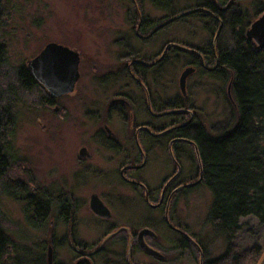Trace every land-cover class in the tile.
<instances>
[{
  "label": "flooded vegetation",
  "instance_id": "af4514ba",
  "mask_svg": "<svg viewBox=\"0 0 264 264\" xmlns=\"http://www.w3.org/2000/svg\"><path fill=\"white\" fill-rule=\"evenodd\" d=\"M125 1L134 8V38L146 47L153 46L157 34L166 28L154 32L156 27L169 18L155 23L142 15L143 0ZM191 1L184 12L196 11L184 19L209 21L207 32L213 36L220 23L227 25L228 17L241 15L233 10L239 0ZM128 15L129 23V11ZM248 43L257 54L264 51L257 52L255 44ZM172 44L167 41L152 54L143 55L125 41L118 49V61L122 62L116 72L110 71L104 80L95 77L103 92L84 100L76 93L82 78L79 52V78L69 93H54L27 62L24 70L41 90L40 101L46 111L53 110L66 123L72 118L66 115L67 100L78 95L87 124L75 123L76 128L69 124L75 132L70 146L57 142V172L35 181L29 165L24 168L25 181L8 180L9 189L20 191L22 198L15 199L16 194L6 190L1 194L23 202L24 220L23 225L6 232L0 213V264L217 262L219 256L211 255L201 232L194 231L189 218L178 210L189 205L196 189L206 187L204 172L200 183L193 185L201 174L194 151L198 147L188 137L205 125L185 93L166 100L152 89L155 73L179 57L194 74L213 77L219 71V44L212 38L204 48L184 51L168 48ZM166 119L169 121H162ZM159 152L166 154L167 162L159 176H148L152 158ZM15 162L12 160L11 170Z\"/></svg>",
  "mask_w": 264,
  "mask_h": 264
},
{
  "label": "rangeland",
  "instance_id": "374dc122",
  "mask_svg": "<svg viewBox=\"0 0 264 264\" xmlns=\"http://www.w3.org/2000/svg\"><path fill=\"white\" fill-rule=\"evenodd\" d=\"M0 4L3 9L0 41L6 51L3 68L5 84L9 82L17 88L14 76L16 72L26 68L27 62L35 59L48 44L55 43L80 53L82 78L77 85L76 93L79 92L83 100L103 92L95 77L104 80L110 71L116 72L122 62V60L118 61L120 52L118 49L120 45L125 44V41L130 49H137L143 51V55H150L167 41L186 48H204L211 44L212 38H215V35L207 32L208 27H211L209 21L194 18L180 19L160 31L154 39L153 46L146 47L142 41L133 36L134 8L125 0H1ZM190 4H192L191 0H143L141 9L144 17L155 23H162L166 18H170V15H178L187 10ZM233 10L244 13L243 23H249L247 31L250 25L263 15L264 0H239ZM128 11L131 19L129 23L125 18L129 16ZM227 21L228 26L222 23V29L216 40V44L218 43L223 50H231L234 47V30L231 28L229 17ZM187 67L188 64L182 57L173 60L169 66L155 73L156 82L152 90L166 100L172 99L175 94L181 97L179 80ZM227 82V79H216L209 75L202 77L194 73L186 80L187 85L184 89L188 97L187 102L197 111L211 136H219L222 129L232 124ZM18 92L13 102V126L8 138L9 150L16 162L12 172L7 175V181L13 178L25 181L24 168L29 165H32L35 181H40L44 174L49 176L50 173L57 172L55 163L60 157L56 148L57 142L61 140L68 147L75 137L73 127L69 124L72 126L76 125L75 123L87 124V119L83 115L84 109H80L84 105L78 104L80 99H77L78 95L68 98L67 105L71 110L67 109L66 115L72 118L66 122V125L63 123L66 120L63 121L53 110L46 111L40 101L42 93L39 88L29 92L20 90ZM51 146L53 152L50 153ZM27 161H30V164ZM166 162V154L159 152L152 158L151 168L146 174L159 176L162 172L161 167ZM184 165H188V162ZM156 166H159L160 170L154 169ZM9 191L16 194L13 195L15 199L22 198L20 191L18 193L14 189L6 190L10 193ZM1 193H5V190H0V213L4 219L6 232H11L15 226L23 225V202ZM212 203L213 197L208 188H199L194 191L189 205L178 210L189 218L194 231L201 232L205 239L202 240L208 245L211 255L220 257L224 254L226 245L221 237L212 234L206 224ZM241 222L245 225L241 238L249 240V236L246 235L247 230L256 228V221L248 218ZM258 230L262 234L263 229ZM245 242L242 243L248 245V242L247 244ZM263 257L264 254L258 264Z\"/></svg>",
  "mask_w": 264,
  "mask_h": 264
},
{
  "label": "trees",
  "instance_id": "16d2710c",
  "mask_svg": "<svg viewBox=\"0 0 264 264\" xmlns=\"http://www.w3.org/2000/svg\"><path fill=\"white\" fill-rule=\"evenodd\" d=\"M2 12L0 4V22ZM173 15L177 14L170 16ZM244 18V13L229 18L234 47H219V71L212 75L227 79V86L231 85L235 104L229 100L232 124L222 129L219 136H211L205 128L188 133L198 147L206 187L213 197L206 224L226 245L224 254L214 264H258L264 254V51L257 54L248 43L245 31L249 23H243ZM5 55L0 41V189L9 190L7 175L13 156L8 138L13 126V102L18 90L29 92L37 86L31 83L24 68L14 75L17 88L9 82L5 84ZM248 218L256 221V228L248 229L249 240H243L245 225L241 221ZM2 246L0 234V251Z\"/></svg>",
  "mask_w": 264,
  "mask_h": 264
},
{
  "label": "water",
  "instance_id": "95a60500",
  "mask_svg": "<svg viewBox=\"0 0 264 264\" xmlns=\"http://www.w3.org/2000/svg\"><path fill=\"white\" fill-rule=\"evenodd\" d=\"M196 10L182 12L178 15H175L159 26L156 27L155 31H158L164 27H167L171 23L183 19L190 14H193ZM222 29V24L220 25L218 31L216 32L214 42L216 43L217 38L219 37L220 31ZM246 39L252 41L255 44L257 52L261 49H264V14L261 15L255 22H253L250 28L245 33ZM169 47H175L180 50H189L186 47H181L177 44L169 45ZM79 54L73 52L71 49L58 45L55 43L48 44L42 52L33 60L28 62V67L33 70L42 81L44 85L51 89L54 93L62 94L69 93L74 90L75 83L79 78ZM194 69H186L180 77L179 86L182 93H185V86L187 78L193 74ZM227 97L230 102L235 106L230 88L231 85L227 86ZM198 149L194 150L196 152L197 162L200 169V178L193 185L200 183L203 176V167L201 163V158L199 155ZM191 185V186H193ZM260 264H264V257Z\"/></svg>",
  "mask_w": 264,
  "mask_h": 264
}]
</instances>
